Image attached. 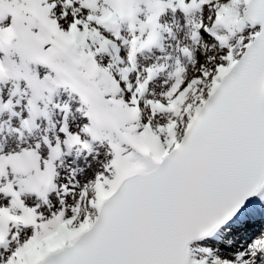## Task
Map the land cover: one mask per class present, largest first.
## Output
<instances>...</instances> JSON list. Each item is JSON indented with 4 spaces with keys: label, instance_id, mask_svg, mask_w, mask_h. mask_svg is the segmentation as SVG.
I'll use <instances>...</instances> for the list:
<instances>
[{
    "label": "snow or ice",
    "instance_id": "1",
    "mask_svg": "<svg viewBox=\"0 0 264 264\" xmlns=\"http://www.w3.org/2000/svg\"><path fill=\"white\" fill-rule=\"evenodd\" d=\"M0 264H264V0H0Z\"/></svg>",
    "mask_w": 264,
    "mask_h": 264
}]
</instances>
